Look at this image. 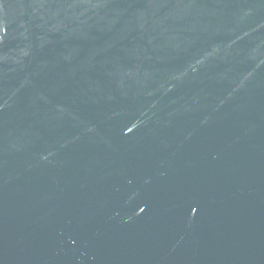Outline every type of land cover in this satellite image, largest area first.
<instances>
[{"label":"water","instance_id":"obj_1","mask_svg":"<svg viewBox=\"0 0 264 264\" xmlns=\"http://www.w3.org/2000/svg\"><path fill=\"white\" fill-rule=\"evenodd\" d=\"M0 264H264V0H0Z\"/></svg>","mask_w":264,"mask_h":264}]
</instances>
